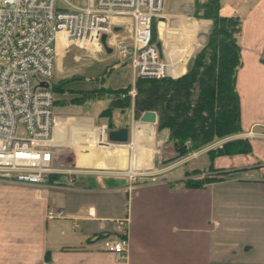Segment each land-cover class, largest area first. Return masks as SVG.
<instances>
[{
	"label": "crops",
	"instance_id": "obj_1",
	"mask_svg": "<svg viewBox=\"0 0 264 264\" xmlns=\"http://www.w3.org/2000/svg\"><path fill=\"white\" fill-rule=\"evenodd\" d=\"M219 13L241 21L235 86L242 131L228 139L247 138L250 153L215 157L206 173L222 174L202 187L183 179L207 170L210 159L207 167L139 182L129 168L148 166L153 148L137 147L130 161L125 144L78 145L57 118L53 152L66 147L76 170L51 175L56 184L0 181V264H264V0H220ZM188 16L168 19V27L180 28L174 41L188 39L189 26L196 38L210 26L196 18L191 25ZM120 127L127 126L117 121L113 129ZM50 208L64 217L48 218ZM118 221H126L123 258L102 250L106 238L120 236Z\"/></svg>",
	"mask_w": 264,
	"mask_h": 264
},
{
	"label": "built area",
	"instance_id": "obj_2",
	"mask_svg": "<svg viewBox=\"0 0 264 264\" xmlns=\"http://www.w3.org/2000/svg\"><path fill=\"white\" fill-rule=\"evenodd\" d=\"M67 5L66 0L0 2V181L56 184L49 180L51 175L73 172L53 166V135L60 121L53 113L52 92L41 85L49 83L59 53L75 47L94 58L96 53L106 52L101 44L105 34L110 54L128 59L133 85L121 97L128 95L133 101L135 79L179 74L197 42L194 26L184 30L188 39L184 34L174 41L180 28L165 22L155 27L152 40L153 21L163 10L164 0H86L83 9ZM188 19L193 25L195 18ZM18 125L24 127V136L16 135ZM68 132L70 141L85 146L116 144L108 140L106 125L75 119ZM226 140L194 151L193 156ZM261 172L264 176V167ZM64 215L61 209L47 211L48 218ZM118 229L120 236L106 238L102 250L123 258L128 247L126 221H118Z\"/></svg>",
	"mask_w": 264,
	"mask_h": 264
},
{
	"label": "trees",
	"instance_id": "obj_3",
	"mask_svg": "<svg viewBox=\"0 0 264 264\" xmlns=\"http://www.w3.org/2000/svg\"><path fill=\"white\" fill-rule=\"evenodd\" d=\"M192 7L193 17L209 19L211 23L205 33V41L189 59L183 74L135 79L136 94L133 101L128 95L121 97L131 88L129 86L117 90H82V96L72 99L73 102L106 96L109 99L98 114L111 115L114 111L127 114L131 108L136 119L145 111H154L157 131L166 132V138L178 158L241 133L240 103L235 86L241 65L240 47L237 42L240 18L221 15L220 0H195ZM155 38L153 25L152 40ZM49 89L53 95L63 96L66 87L49 85ZM63 99L66 98L53 99V108ZM145 125L151 127L150 123ZM113 128L115 126H110L109 129ZM250 151L247 138L228 139L206 151L211 160L206 171L215 170L212 167L215 157L247 154ZM199 172L203 170L190 172L192 176L183 179L184 185L202 187L216 178L194 179L193 174Z\"/></svg>",
	"mask_w": 264,
	"mask_h": 264
},
{
	"label": "rangeland",
	"instance_id": "obj_4",
	"mask_svg": "<svg viewBox=\"0 0 264 264\" xmlns=\"http://www.w3.org/2000/svg\"><path fill=\"white\" fill-rule=\"evenodd\" d=\"M1 1L2 0H0V2ZM66 1L68 4L67 7L69 8L74 7L77 9H83L86 6V0ZM194 1L195 0H164L163 10L154 19L153 25L157 28L160 26V22L167 23L168 19L174 17V15L188 14L193 17L191 12ZM207 30L204 26L200 29V33L197 37V46L194 52L205 41V33ZM194 52H192L190 58L193 56ZM105 53H96L93 58L87 51L72 47L55 57L54 71L52 77L49 79V85L60 87L65 86L66 90L65 93L62 94L63 96L53 95V97L54 99L56 97H64L66 99L59 101L60 104L53 108V113L58 119L62 120L61 122L66 129V133H69L68 131L73 120L78 118L88 120L87 122H92L95 126L105 124L108 128H110V126H115L117 121L122 122L123 125H126L130 129L129 140L123 143L129 148L128 159L130 161H133L134 152L135 149H138L137 147L148 146L154 149L148 166L142 168L139 167L137 169L129 168L130 175L136 177L139 182L152 181L153 178L162 179L166 176L183 174L182 171L191 170L195 165H198L200 168L203 166L207 167L209 165V156L205 152L221 143H217L214 147H210L206 151L198 153L196 158H192L196 156H193L194 151L185 157L178 158L165 134L157 131L156 122L151 125L150 129H147V126L144 128L139 125L138 136L135 134L137 127L136 124L140 123V121L139 118L136 119L133 117V110L131 108L127 114H121L119 111H114L111 115H104L98 113L105 107L106 102L109 99L106 96L94 99L88 98L89 100H82V102L78 103L73 102L72 99L80 98L82 96V90H117L133 85L132 71L126 65L128 64V59L126 57L116 58L114 55H108ZM16 135H25V130L22 125L17 126ZM66 138L70 141L68 135ZM77 144L83 146L86 145L83 142ZM58 149L53 152V166L63 167L64 170H73V172H75L76 169L72 167V152L65 150L66 147ZM60 152L62 153L59 156V159L55 160V157H57L56 154ZM58 163H60L61 166H59ZM221 174L220 171L217 173H206V169H204L203 172L194 174L193 178L204 179L208 177L209 179L210 177H217Z\"/></svg>",
	"mask_w": 264,
	"mask_h": 264
},
{
	"label": "water",
	"instance_id": "obj_5",
	"mask_svg": "<svg viewBox=\"0 0 264 264\" xmlns=\"http://www.w3.org/2000/svg\"><path fill=\"white\" fill-rule=\"evenodd\" d=\"M118 29L119 27H115V30H118ZM105 38H106L105 34H102L101 44L107 53H111V48L107 46ZM156 47L159 50L161 49V43L159 41L156 42ZM41 85L46 88L49 87V83L47 82L41 83ZM139 121L141 123L143 122L154 123L156 122V113L154 111H145L140 115ZM107 134H108V140L110 142L116 143V144H123L129 140L130 129L128 127H120L118 129L108 130Z\"/></svg>",
	"mask_w": 264,
	"mask_h": 264
},
{
	"label": "bare ground",
	"instance_id": "obj_6",
	"mask_svg": "<svg viewBox=\"0 0 264 264\" xmlns=\"http://www.w3.org/2000/svg\"><path fill=\"white\" fill-rule=\"evenodd\" d=\"M139 125H140V123H138V124H136V131H138L139 130Z\"/></svg>",
	"mask_w": 264,
	"mask_h": 264
}]
</instances>
